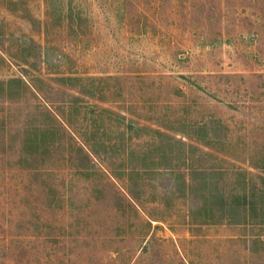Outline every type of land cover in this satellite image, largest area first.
<instances>
[{
	"label": "rangeland",
	"instance_id": "374dc122",
	"mask_svg": "<svg viewBox=\"0 0 264 264\" xmlns=\"http://www.w3.org/2000/svg\"><path fill=\"white\" fill-rule=\"evenodd\" d=\"M261 177L264 0H0V264H264Z\"/></svg>",
	"mask_w": 264,
	"mask_h": 264
},
{
	"label": "trees",
	"instance_id": "16d2710c",
	"mask_svg": "<svg viewBox=\"0 0 264 264\" xmlns=\"http://www.w3.org/2000/svg\"><path fill=\"white\" fill-rule=\"evenodd\" d=\"M179 142L181 143V141H179ZM261 179L264 181V177H261ZM188 184L190 185L191 182L188 183ZM234 195L237 196L238 198L242 199V200L238 199V198L235 199L236 201H235L234 205H236V203L238 204V205H236V207H240L244 211H246V210L252 211V210L255 209V206L253 205L254 204V199H252L251 197H247L245 194H242V195L234 194Z\"/></svg>",
	"mask_w": 264,
	"mask_h": 264
}]
</instances>
